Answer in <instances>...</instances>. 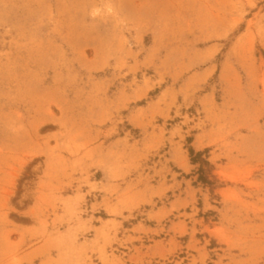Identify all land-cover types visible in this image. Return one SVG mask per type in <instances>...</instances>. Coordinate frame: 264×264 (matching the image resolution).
Listing matches in <instances>:
<instances>
[{
  "label": "rangeland",
  "instance_id": "374dc122",
  "mask_svg": "<svg viewBox=\"0 0 264 264\" xmlns=\"http://www.w3.org/2000/svg\"><path fill=\"white\" fill-rule=\"evenodd\" d=\"M0 264H264V0H0Z\"/></svg>",
  "mask_w": 264,
  "mask_h": 264
}]
</instances>
